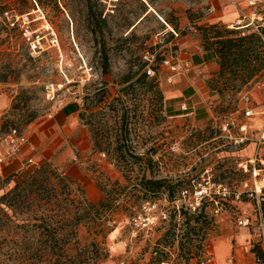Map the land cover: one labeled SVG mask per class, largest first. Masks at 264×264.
<instances>
[{
    "label": "rangeland",
    "instance_id": "rangeland-1",
    "mask_svg": "<svg viewBox=\"0 0 264 264\" xmlns=\"http://www.w3.org/2000/svg\"><path fill=\"white\" fill-rule=\"evenodd\" d=\"M228 4L236 21H214ZM263 27L264 0H0V146L10 128L27 134L66 103L78 104L88 137L73 169L28 162L12 178L10 159L0 168V264H207L234 210L174 201L206 169L231 185L245 178L222 155L223 125L237 134L245 108L264 105V69L246 83L242 67L237 77L219 69L208 81L213 116L193 130H173L161 83L182 51L206 50L220 67L216 32ZM250 61L264 63V50ZM143 177L165 183L147 190ZM104 197L107 208L91 207ZM154 202L168 217L137 228Z\"/></svg>",
    "mask_w": 264,
    "mask_h": 264
},
{
    "label": "crops",
    "instance_id": "crops-1",
    "mask_svg": "<svg viewBox=\"0 0 264 264\" xmlns=\"http://www.w3.org/2000/svg\"><path fill=\"white\" fill-rule=\"evenodd\" d=\"M238 16L235 6L228 4L215 11L213 19L230 23L236 21ZM175 63V70L166 67L167 78L164 77L161 83L172 128L177 132L193 130L197 126L203 127L213 116L211 106L213 95L208 81L219 71V64L212 53L203 49L182 51ZM170 76L172 81L168 80ZM256 101L258 104L254 105L253 100L254 107L251 106L254 115L245 116L243 121L248 125L250 139L239 148L234 147L229 141L230 152L222 153L224 156H230L237 167L239 162L252 159L257 151L264 159V141L261 144L259 142L264 132V105L258 102L259 99ZM79 112L78 104L66 103L56 109L51 117L33 124L26 134L29 144L23 147L18 156L4 164L10 176L18 178L23 175L24 172L21 171L28 162L44 160H53L60 165L71 162L73 169L74 165H77V162L74 163L77 160L76 151H85L88 141L87 131L80 121ZM244 177L248 175L244 174ZM235 207L239 210L237 212L252 215L254 204L251 201H240ZM252 238V228L238 226L236 222L228 224L226 230L213 239L207 264H256L255 254L249 244ZM113 263L112 260L104 262Z\"/></svg>",
    "mask_w": 264,
    "mask_h": 264
},
{
    "label": "built area",
    "instance_id": "built-area-1",
    "mask_svg": "<svg viewBox=\"0 0 264 264\" xmlns=\"http://www.w3.org/2000/svg\"><path fill=\"white\" fill-rule=\"evenodd\" d=\"M28 35V34H27ZM30 39V36H28ZM169 59L166 60L168 64ZM175 70V65H171ZM152 70H149V73ZM172 81V76L168 78ZM246 102L250 96L244 97ZM184 107V105H183ZM244 115H254L252 107H246ZM52 114L49 115L51 117ZM233 122H226L223 129L228 132L231 144L239 148L250 139V132L246 122L238 125V133L231 132ZM264 141V132L261 135L260 144ZM6 147L0 146V168L10 159L18 156L25 145L29 144V138L25 132L17 127L10 128V132L3 138ZM238 167L248 177L244 178L240 185H231L225 181L213 177L211 170L206 169L200 177H194L180 190V198L174 203L178 210L197 211L202 210L205 205L213 206L216 214L225 210H234L235 222L241 227L252 228L253 238L250 241V248L255 254L256 264H264V159L259 151L252 159L241 161ZM240 201H251L254 204L252 215H244L236 209L235 205ZM168 217V211L159 208L157 203H148L144 209L134 217V223L139 229L152 228L159 220Z\"/></svg>",
    "mask_w": 264,
    "mask_h": 264
},
{
    "label": "trees",
    "instance_id": "trees-1",
    "mask_svg": "<svg viewBox=\"0 0 264 264\" xmlns=\"http://www.w3.org/2000/svg\"><path fill=\"white\" fill-rule=\"evenodd\" d=\"M37 1L40 2L41 0ZM227 33L229 36H222L219 32L214 35L218 38L216 41L218 47L214 51L220 59V75H224L229 71L237 77L239 74L238 68L242 67L244 74L241 75V80L246 83L264 69V63H252L250 61L252 57L258 59L259 52L264 50V27L260 28L259 31L249 33H244L239 29L228 30ZM164 183L165 180L142 178V184L147 190L160 188ZM91 207L96 211L99 208H107V197L96 204H91Z\"/></svg>",
    "mask_w": 264,
    "mask_h": 264
}]
</instances>
